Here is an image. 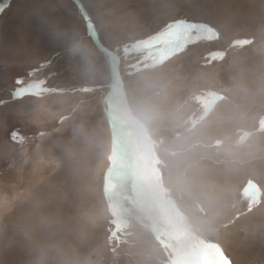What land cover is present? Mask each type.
I'll list each match as a JSON object with an SVG mask.
<instances>
[{"label":"rangeland","instance_id":"rangeland-1","mask_svg":"<svg viewBox=\"0 0 264 264\" xmlns=\"http://www.w3.org/2000/svg\"><path fill=\"white\" fill-rule=\"evenodd\" d=\"M84 1L156 177L139 180L203 256L134 202L155 205L123 134L111 171L112 67L75 3L0 0V264H264V0Z\"/></svg>","mask_w":264,"mask_h":264},{"label":"water","instance_id":"water-1","mask_svg":"<svg viewBox=\"0 0 264 264\" xmlns=\"http://www.w3.org/2000/svg\"><path fill=\"white\" fill-rule=\"evenodd\" d=\"M72 1L77 6L81 16L84 17L86 28H87L88 33H89L90 37L92 38V41L94 42L95 46L98 48V50L104 56L109 58L111 61V67H112V73H113V88H112L111 94L109 95V98H108V110L106 112L108 120H109L110 128H111V133H112L111 136H112V143H113V149H114L112 160H111V171L115 167H117V165H118L117 153H118L119 147H120L119 142H118V140H119L118 136L120 134H123L126 137H128L130 139V141L132 142V146L135 149V154L137 155V157L135 158L136 164L128 173V178L130 179L131 184L135 187L134 190L138 193L139 192H145L147 194L148 198L150 197L151 200H153V202H155V205L161 207V213H162V217L164 219L163 225H164L166 232L174 239L178 248L181 249L183 252H185L187 256L192 258L198 253V250H193V249L186 247L183 244L182 240L179 237H177V234L173 231V223H171L169 221V218H168L169 207L166 203L167 200L165 198H163L162 195L159 193V188L156 187L157 190L156 189L154 190L152 187L147 186L142 181H140L138 176H137L139 170H141V168H143L144 165H142L143 162H142L141 147L138 146L134 141V139H135V133L134 132L135 131H133L134 129L132 128V125H131V121H130L131 117L127 118L125 116V112L127 111V104H126V100H125V91H124V87H123V79H122L121 72H120L119 57L114 51L109 49L102 42L100 37L98 36L97 31H96V27H95V23L93 22L92 16L87 11L82 0H72ZM5 5H6V3L3 4V7ZM118 93L120 94L121 106H120V109H118V113L116 116L115 111L113 109V103H114L115 97ZM116 119H119L121 122V125H120L121 130L117 129ZM146 174H147V176H150V178H152V180H154L153 175L149 174V171H146ZM133 200H134V202L139 204V206L146 208V210L149 211V206L141 198H137V199H133ZM192 262L194 264H202V263H199L200 261H198V262L192 261Z\"/></svg>","mask_w":264,"mask_h":264},{"label":"bare ground","instance_id":"bare-ground-1","mask_svg":"<svg viewBox=\"0 0 264 264\" xmlns=\"http://www.w3.org/2000/svg\"><path fill=\"white\" fill-rule=\"evenodd\" d=\"M82 2H83V4L85 5V7H86V9H87V7H88V5H87V3L84 1V0H82ZM5 4V3H4ZM6 5H7V3H6ZM88 11V10H87ZM89 12V11H88ZM83 17V16H82ZM92 19H93V22H94V18L92 17ZM96 23V22H95ZM96 27V26H95ZM96 31H97V28H96ZM97 34H98V31H97ZM211 35V34H210ZM98 36H99V34H98ZM100 37V36H99ZM101 39V38H100ZM103 42V41H102ZM230 45V44H229ZM228 50L230 51V52H235L234 51V47H232V46H229L228 47ZM109 60V62H110V64H111V61H110V59H108ZM119 64H120V62H119ZM121 72V71H120ZM112 91V89H110V92ZM111 94V93H110ZM58 97V96H57ZM57 100V99H56ZM59 100V99H58ZM120 94L118 93L117 95H116V97H115V101H114V103H113V106L115 105V110H116V112H115V115L117 116V113H118V109H120V106H121V102H120ZM114 109V108H113ZM125 116L128 118L129 117V115L127 114V112H125ZM119 123H121L120 122V120L119 119H117L116 120V126H117V129H118V127H119V129L121 130V127H120V124ZM134 131V130H133ZM133 133V132H132ZM135 133V132H134ZM123 135H121V137H122ZM118 138H119V136H118ZM125 138V137H124ZM127 139V138H126ZM134 141H135V143L138 145V146H140V144H139V138H138V136L136 135V133H135V139H134ZM244 141V140H243ZM124 142H129V140L127 139L126 141H124ZM245 144V143H244ZM130 145V144H129ZM120 146V145H119ZM209 146V145H208ZM120 148V147H119ZM134 148V147H133ZM141 153H142V149H141ZM117 155H118V153H117ZM143 156V155H142ZM137 157V155L135 154V149H134V154L132 155V158H133V160L131 161V164H132V166H131V169L135 166V164H136V158ZM126 160V159H125ZM190 161V160H189ZM142 165H144L143 166V168H141V171H143V170H145V172L146 171H148L147 169H146V167H145V163H144V161H143V157H142ZM127 163V162H126ZM237 164V163H236ZM130 169V170H131ZM144 172V171H143ZM147 175V174H146ZM142 176V175H141ZM141 176H140V172H139V175H138V178H141ZM153 177H154V180L156 179V177H155V175L153 174ZM147 178H148V176H147ZM194 179V178H193ZM153 180V181H154ZM157 181V180H156ZM149 182H151V181H149ZM152 183V182H151ZM170 184H171V181L169 182ZM175 184V183H174ZM154 186H152V188H153ZM157 190V188L156 187H154V190ZM133 192H134V194L136 195V194H138V192H136L135 190H134V188H133ZM155 192V191H154ZM132 201V200H131ZM147 202H149V201H147ZM151 202V201H150ZM149 202V203H150ZM147 204L148 206H149V211H147L146 210V208H143L144 210H146L147 212H149V214H148V218H150L152 221H153V223H158V225H161V226H163V223H164V219H163V217H162V213H161V216H160V218H158V212H157V210H155V208H156V206L157 205H153V204ZM167 203V202H166ZM167 205H168V207L170 206V204L169 203H167ZM159 208L161 209V207L159 206ZM174 210H176L177 211V209L174 207ZM152 211H155L154 213H152ZM179 211V210H178ZM168 212H170V209L168 210ZM175 213V215L177 214L176 212H174ZM175 215L173 214V213H168V218H169V221L171 222V218L172 219H174L175 221H176V217H175ZM179 215V214H178ZM180 215H181V213H180ZM180 217V216H179ZM161 223V224H160ZM179 225V224H178ZM185 228V231L189 234V236L193 239L194 238V240H196V239H199L198 237V235L194 232H192V230H190L189 228H188V226H187V223L185 222L184 224L182 223L179 227H175L176 228V230H175V228H173V231L175 232V231H177V229H180V228ZM164 231H165V229H164ZM166 232V231H165ZM184 232V231H183ZM185 235V234H184ZM181 235L180 234H177V237H179V238H181L180 237ZM171 237V236H170ZM35 239V238H34ZM160 239H163L162 237L160 238ZM174 240V239H173ZM197 242H198V240H196ZM184 244V243H183ZM186 245V247H188V244H185ZM201 247V246H200ZM207 248V247H206ZM191 249H193L192 247H191ZM208 249V248H207ZM193 250H198V253L196 254V255H202L203 256V254H202V252L198 249V247H196V249L194 248ZM213 249L211 248V255L210 254H208V256L207 255H205L204 257H207L208 258V260L209 261H212V263L211 264H223V262H219V260H218V258H217V255H214L213 254ZM185 255H186V253L185 252H183ZM22 254V253H21ZM196 255L194 256V257H192V259H195V257H196ZM179 256V258L181 259V255H178ZM213 256V257H212ZM192 259H191V261H192Z\"/></svg>","mask_w":264,"mask_h":264},{"label":"crops","instance_id":"crops-1","mask_svg":"<svg viewBox=\"0 0 264 264\" xmlns=\"http://www.w3.org/2000/svg\"><path fill=\"white\" fill-rule=\"evenodd\" d=\"M169 204H170V203H169ZM169 207H170V211H171L172 208H173L174 206L172 205V207H171V205H170ZM170 213H173V210H172ZM173 214L175 215V213H173ZM176 216L179 217L178 214H176L175 217H176ZM177 217H176V221H175L174 219L171 218V223L174 222V224H175V225H173V228L176 227V223H177V224H179V222L181 223V220H179V218H177ZM177 219H178V221H177ZM180 219H181V218H180ZM177 227H178V226H177Z\"/></svg>","mask_w":264,"mask_h":264},{"label":"snow or ice","instance_id":"snow-or-ice-1","mask_svg":"<svg viewBox=\"0 0 264 264\" xmlns=\"http://www.w3.org/2000/svg\"><path fill=\"white\" fill-rule=\"evenodd\" d=\"M18 82H21V83H22V80H20V79L18 78Z\"/></svg>","mask_w":264,"mask_h":264}]
</instances>
